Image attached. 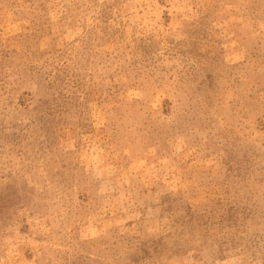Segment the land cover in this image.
<instances>
[{"label":"rangeland","instance_id":"rangeland-1","mask_svg":"<svg viewBox=\"0 0 264 264\" xmlns=\"http://www.w3.org/2000/svg\"><path fill=\"white\" fill-rule=\"evenodd\" d=\"M0 264H264V0H0Z\"/></svg>","mask_w":264,"mask_h":264}]
</instances>
